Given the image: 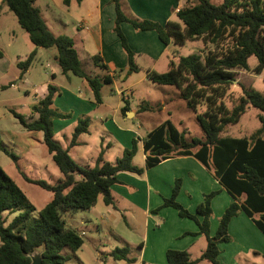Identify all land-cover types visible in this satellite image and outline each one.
<instances>
[{
  "label": "trees",
  "instance_id": "16d2710c",
  "mask_svg": "<svg viewBox=\"0 0 264 264\" xmlns=\"http://www.w3.org/2000/svg\"><path fill=\"white\" fill-rule=\"evenodd\" d=\"M109 1L115 12L113 30L120 38L127 57L126 68L116 71L123 72L125 76L138 67L120 30L123 21L129 22L136 30H154L163 45L172 43L181 46L192 40H201L204 46L212 44L211 48L201 52L179 56L175 62L171 60L164 72L147 73L151 82L176 87L185 106L195 113L202 135L191 136L187 140V129L178 130L166 119L146 134L142 150L144 168L172 155H192L211 169L213 177L231 196L233 200L219 217L213 235L209 233L210 200L216 191L204 194L203 201L195 207V214L201 217L200 220L176 201L179 178L174 180L170 196L162 202L163 206L174 208L180 217L190 218L198 225V233L206 239V247L199 260L220 264L218 245L230 240L229 220L240 211L250 218L257 216L253 222L264 235V115L258 114L260 127L249 137L221 135L227 125L238 122L247 105L264 113V92L251 86L240 85L241 94L233 101L232 107L225 102L236 71L249 69V56L256 58L253 72L260 73L264 69V0H222L218 4L209 0H185L176 11V18L167 20L164 25L147 19H132L124 14L119 0ZM2 2L15 15L20 27L29 33L31 42L37 47L54 48L62 72L84 79L92 90L95 102H100L102 86L112 84L113 80L101 57L93 55L91 61L103 73L87 72L72 39L52 33L34 6V0ZM63 2L67 4L68 0ZM34 55L35 51H31L25 59L17 62L21 72L30 66ZM58 93L55 85L48 84L47 93L30 107L32 115L29 121L15 115L27 131L42 133V143L51 154L61 177L54 184L41 179H27L52 194L37 217L32 218V204L0 166V264H29L28 253L34 249L41 250V264H64L68 255L62 254V250L67 247L75 251L83 240L78 232L66 226L62 213L67 209H89L99 195L106 205H112L110 190L113 184L120 183L117 175L120 172L139 175L144 170L132 164L137 149L136 138L114 162L105 160L101 150L91 166L76 163L68 148L53 137V119L70 117V113L61 112L53 106V99ZM200 105H204V110L197 112ZM146 106L142 102L140 108L145 109ZM86 130L87 122L79 118L68 146L76 144L77 137ZM0 149L7 152L1 145ZM15 210L19 212L5 224L3 212ZM128 254L126 247H114L109 252L114 260L133 263L134 258ZM196 261L185 250L165 251L166 264H195Z\"/></svg>",
  "mask_w": 264,
  "mask_h": 264
},
{
  "label": "crops",
  "instance_id": "0c3cea01",
  "mask_svg": "<svg viewBox=\"0 0 264 264\" xmlns=\"http://www.w3.org/2000/svg\"><path fill=\"white\" fill-rule=\"evenodd\" d=\"M119 1L126 16L138 20L147 19L164 25L167 20H174L173 17H176L177 7H180L185 0ZM85 3L86 0H68L67 4L63 3L59 16L60 24L62 25V29L67 31V33L71 31V36L68 34L66 36L68 35L72 39L73 47L82 65L84 67L87 65L85 70L87 69V72L96 73L97 68L93 66L91 57L98 54L108 66L109 72L113 76L112 84L115 88L111 90L110 94H102L101 92L100 102H95L92 90L88 87L86 81L76 76L80 78L77 81L71 77V73L64 74L55 56L54 63H47L50 69V78L42 82L34 83L31 81V77L29 76L31 69L29 67L24 72L19 73L17 81H21L26 85L24 91L27 95L31 91L34 96L32 104L30 103L26 106V110L27 108L28 110L25 115L29 117L32 115L29 107L47 93V85H55L59 93L53 99V106L61 112L70 113V117L53 119V137L64 148H68V153H70L72 148L78 147L76 149V160H74L76 163L91 166L93 164L91 163L92 159L94 162L95 157L101 150L104 158L105 150L102 148L104 138L107 148L112 145L110 140L113 139L121 146L122 151L125 148H129L132 139L136 138V152L141 151L143 158V164L138 167L144 168L143 139L151 129L164 120L149 130H145L146 132L143 135H139L138 131L142 128L144 129V127L138 118L148 110L131 105L129 94L134 87L149 80L147 78L148 71H157V65L167 55L172 43L163 45L154 30H136L129 22H121L120 30L133 53L134 63L138 67L136 71L125 76L123 72L116 71L126 68L127 57L126 52L121 46L120 38L113 30L115 18L113 4L109 0H92V4L86 7ZM1 4H4L2 0H0V7ZM72 8H74L73 12H75V17L77 18L75 22L66 17V15L72 12ZM70 24H72L71 29H69ZM39 50L40 47L34 49L31 46V51H35V55ZM170 56L174 58L173 61L175 62L177 58L173 54H170ZM73 76L75 77V75ZM117 82H124L125 85L118 87L116 86ZM112 95H117V99L111 100L110 98H113ZM158 101L162 105V108H164L165 99L159 98ZM168 106L170 107L171 105ZM117 117L121 120L118 121L117 119L116 121ZM79 118L85 119L87 130L77 137L76 144L68 146ZM178 123L181 127L182 121L178 120ZM173 125L175 126L174 123ZM176 128L182 130L185 127L182 126L181 129ZM92 133L94 134L93 136L91 135ZM68 134L71 135L69 140L65 144H62L59 140L60 135L66 137ZM91 142H99V148L94 150L95 147L89 144ZM81 143L87 144L84 151L79 150ZM84 154H87L88 157ZM117 177L120 183L113 184L110 190L113 199L111 207L123 214L126 211L125 207L123 206L120 209L121 211H119V207L117 206V199H123L126 201L127 210L138 209L144 213L145 233L143 234V241L138 245L139 257L130 256L129 252L128 256L134 258V262L130 264H145L144 256L148 244L154 249L152 257H155L156 253H160V255H163V260L167 249L185 250L191 255V248L203 236L198 233L199 228L194 220L180 217L174 208L162 205L163 199L170 196L175 179H180V187L175 198L176 201L193 214H195L197 204L203 201V195L210 191H216V194L210 200L212 211L209 217L210 235L214 234L219 217L233 200L213 177L211 169L205 167L192 155H172L149 168H144L143 172L139 175L120 172ZM215 206L220 207L218 211L215 209ZM195 215L198 220L201 219L199 215ZM100 218L112 229V222L110 223L104 214ZM255 218L257 216L250 218L240 211L229 220L228 233L230 240L218 245L220 248V253L218 254L220 264H231L230 262L236 264L234 257H245L250 252L253 253V256L260 254L264 256V248L260 245H264V235L254 224L253 219ZM150 236L151 238H149ZM224 244H234L236 247L233 257L229 258V260H225L223 257L224 248L222 246ZM111 246H116V242L111 244ZM163 260L156 261L154 258H150V264H164Z\"/></svg>",
  "mask_w": 264,
  "mask_h": 264
},
{
  "label": "rangeland",
  "instance_id": "374dc122",
  "mask_svg": "<svg viewBox=\"0 0 264 264\" xmlns=\"http://www.w3.org/2000/svg\"><path fill=\"white\" fill-rule=\"evenodd\" d=\"M209 1L218 4L222 0ZM63 3V0H35L34 6L40 10L46 24L55 35L68 34L71 36V31L69 33L64 31L59 21ZM91 4L92 0H86V7ZM73 11L74 8H72V12L66 15V17H69L75 22L77 18ZM173 18L175 19L176 17L174 16ZM71 28L72 24L69 25V29ZM31 46L37 49V46L31 43L29 33L18 24L15 15L6 5L1 4L0 145L7 152L0 149V166L24 192L28 201L33 206V211H31L30 216L36 218L38 211L50 200L52 194L27 179H41L49 184H54L60 179L61 174L53 162L51 154L42 143V133L39 131H27L17 118L21 116L26 121L30 120V117L25 115L28 110V108L26 110V106L34 100L31 91L29 95L25 93L26 85L21 81H17L21 70L16 65L19 60L25 59L26 55L30 53ZM208 47L211 48L212 44L204 46L201 40L186 41L181 46L172 44L168 49L167 55L157 65V72H164L168 68L169 62L174 60L170 54H173L177 58L193 52H201ZM55 56L56 50L54 48L40 47L39 52L36 53L29 66V69H31L29 76L32 82L39 83L50 78V69L47 63H54ZM247 63L249 69L236 71L235 80L230 85L225 98L228 107H232L233 101H236L237 97L241 94L240 85L251 86L258 91L264 92V69L260 73L252 71L256 63V58L253 55L248 57ZM85 68H87V65ZM96 73L101 74L103 71L97 68ZM71 77L77 81L80 80L76 76L71 75ZM124 85V82H117L116 84L118 87ZM114 88L113 84H104L101 92L102 94H110ZM112 96L113 98H110L111 100L117 99V95ZM159 98L165 99L164 108L158 103ZM129 101L131 105L137 106V108L141 107L142 102H145L147 105L145 110L147 109L148 111L141 114V117L138 118L144 127V129L142 128L138 131L139 135H143L144 132L166 119L171 120L179 129L182 126L185 127L184 129H187L188 132L185 134L187 140L191 136L202 135L201 128L195 118V113L184 105L179 97L178 90L173 85H161L148 80L134 87L129 94ZM168 105L171 106L169 107ZM196 110L197 112H202L204 105L198 106ZM258 114L264 115V113L253 106L247 105L245 112L240 116L238 122L227 125L221 135L249 137L260 127ZM15 115L18 116L16 117ZM117 119L118 121L121 120L119 117L116 118V121ZM178 120L182 121L181 127ZM91 135L93 136L94 134L92 133ZM70 136L69 134L66 137L60 135L59 140L62 144H65ZM262 136H264V131ZM110 142L112 145L107 148V143L104 138L102 148L105 150L104 158L109 162H114L116 158L120 157L122 148L115 140L111 139ZM89 144L95 147L94 150L99 148V142H91ZM84 145L85 143L80 144V151L85 150L87 144ZM76 149L78 147L72 148L69 153L73 160H76ZM84 155L86 156L87 154ZM91 163H93V159ZM132 164L136 166L143 164L141 151L136 152L132 159ZM125 203V200L117 199L119 211H121L120 209L123 206L125 207L126 211L122 214L118 210L113 209L111 207L112 205H106L101 195H99L95 204L90 209L65 210L62 213V219L66 226L74 229L81 235L83 244L75 251L67 247L62 250V254L68 255V259L65 260L64 264H129L124 260H114L109 255L111 249L116 246L128 248L130 256L138 258V245L143 241V234L145 233L143 222L144 213L138 209L127 210ZM219 208L215 206L217 211ZM18 212L19 210L3 212V216L6 217L5 224ZM102 214L106 216L110 223L112 222V229L100 218ZM114 242H116V246L112 247L111 244ZM260 245L264 248V245ZM205 247L206 239L201 236L200 240L190 250V258L197 260L195 264H211L207 260H199ZM222 247L224 248V259L229 260V258H232L233 252L236 249L235 245L224 244ZM153 250L148 244L144 256L145 264L151 263L150 258H154L156 261L163 260V255H160V253H156L155 257H152L154 254ZM234 259L236 264H264V256L261 254L253 256L252 252L245 255V257L236 256ZM163 263L165 264V257ZM230 263L233 264L232 262Z\"/></svg>",
  "mask_w": 264,
  "mask_h": 264
},
{
  "label": "water",
  "instance_id": "95a60500",
  "mask_svg": "<svg viewBox=\"0 0 264 264\" xmlns=\"http://www.w3.org/2000/svg\"><path fill=\"white\" fill-rule=\"evenodd\" d=\"M28 256L30 257V263L29 264H41V250L40 249H34L28 253Z\"/></svg>",
  "mask_w": 264,
  "mask_h": 264
},
{
  "label": "built area",
  "instance_id": "2783aa9c",
  "mask_svg": "<svg viewBox=\"0 0 264 264\" xmlns=\"http://www.w3.org/2000/svg\"><path fill=\"white\" fill-rule=\"evenodd\" d=\"M179 7H177L176 11L178 10Z\"/></svg>",
  "mask_w": 264,
  "mask_h": 264
}]
</instances>
